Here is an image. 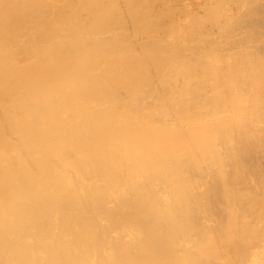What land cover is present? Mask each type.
Returning a JSON list of instances; mask_svg holds the SVG:
<instances>
[{"label": "bare ground", "instance_id": "6f19581e", "mask_svg": "<svg viewBox=\"0 0 264 264\" xmlns=\"http://www.w3.org/2000/svg\"><path fill=\"white\" fill-rule=\"evenodd\" d=\"M0 264H264V0H0Z\"/></svg>", "mask_w": 264, "mask_h": 264}]
</instances>
